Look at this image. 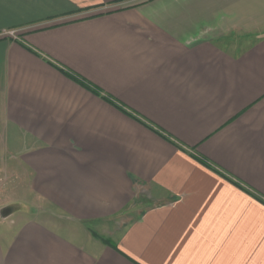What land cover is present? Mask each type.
Returning <instances> with one entry per match:
<instances>
[{"label": "crops", "instance_id": "crops-1", "mask_svg": "<svg viewBox=\"0 0 264 264\" xmlns=\"http://www.w3.org/2000/svg\"><path fill=\"white\" fill-rule=\"evenodd\" d=\"M7 29L0 264H264V0H0Z\"/></svg>", "mask_w": 264, "mask_h": 264}, {"label": "rangeland", "instance_id": "rangeland-1", "mask_svg": "<svg viewBox=\"0 0 264 264\" xmlns=\"http://www.w3.org/2000/svg\"><path fill=\"white\" fill-rule=\"evenodd\" d=\"M32 204L28 205V218H40L44 219L48 222H61L67 224L68 221L66 219H62V215L58 212L57 209L50 206L48 203H40V204ZM25 209L21 210V208L15 207V208H1V214L6 215H0V220L3 218V216H7L6 219H2L1 221L5 222L6 224L4 226L0 227V232L3 233L4 236H8L10 234L11 228L8 226L10 224L11 219H13L16 215H22L23 211ZM16 213V214H15ZM13 214V215H12ZM15 214V215H14Z\"/></svg>", "mask_w": 264, "mask_h": 264}, {"label": "built area", "instance_id": "built-area-1", "mask_svg": "<svg viewBox=\"0 0 264 264\" xmlns=\"http://www.w3.org/2000/svg\"><path fill=\"white\" fill-rule=\"evenodd\" d=\"M19 31L17 29H7L0 31V36H9L12 38H17Z\"/></svg>", "mask_w": 264, "mask_h": 264}]
</instances>
